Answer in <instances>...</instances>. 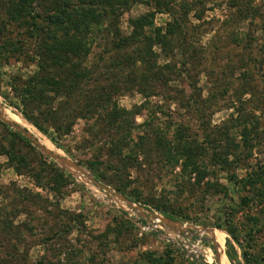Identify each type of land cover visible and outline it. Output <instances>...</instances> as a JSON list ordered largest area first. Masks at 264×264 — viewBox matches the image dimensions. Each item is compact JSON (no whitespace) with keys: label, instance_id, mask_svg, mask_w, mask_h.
Here are the masks:
<instances>
[{"label":"rangeland","instance_id":"rangeland-1","mask_svg":"<svg viewBox=\"0 0 264 264\" xmlns=\"http://www.w3.org/2000/svg\"><path fill=\"white\" fill-rule=\"evenodd\" d=\"M147 1L151 0H138L121 15L123 33L132 30L131 18L155 8ZM168 1L170 9L155 14L157 26H164L171 19V11L179 10L184 0ZM187 1L194 8L183 24V43L175 39L168 56L159 44L152 47L162 71L167 63H176L179 69L183 59L188 58L187 70L182 68L179 76L171 74L168 85L144 86L135 82L138 79L129 81L131 71L113 68L114 51L106 52L103 39L106 31L92 33L82 69L91 68L101 78V85L113 81L111 99L120 108L136 111L131 117L132 126L129 132L108 129L102 125L100 108L94 116L76 118L68 133L57 136L56 144L18 106L13 87H22L38 68L31 58L36 39L11 20L12 0H0V24L5 27L0 30V39L7 47L0 57V109L39 143L81 162V168L100 184L89 182L81 173H72L44 153L34 139L0 118L31 142L19 141L16 148L33 168L29 172L22 166L18 171L9 164L8 155L0 154V264H152L148 253L162 257L160 264H217V249L221 264H233L229 250L234 264H245L239 243L226 229L209 224L223 211L233 217L240 241L247 246L251 243L249 234L254 233L257 246L253 244L249 250L264 255V194L258 195L249 184L244 188L241 182L253 166L264 162V0H204L203 5L193 3L197 0ZM14 45H24V51L16 50ZM134 68L142 69L143 64L138 62ZM192 93L200 100L204 114L191 108ZM61 97L51 104L57 107ZM159 107L160 112L152 117ZM95 123L97 130L93 129ZM181 125L186 128L180 140L176 135ZM205 125L215 136V146L205 147V153H200L197 145L204 143ZM47 128L54 133L53 126ZM245 132L249 139L255 138L249 145L244 143ZM10 137L9 131L0 127V145L8 146ZM120 137L124 138L121 154L111 149ZM188 152L196 157L189 161L197 168L191 164L184 168ZM90 160L101 163L108 182L87 168ZM52 161L71 177L62 182L54 178V169L47 167ZM44 166L49 169L43 170ZM117 186H126L138 201L117 190ZM257 187L264 191L259 182ZM119 193L175 223H164L166 231L141 230L146 218ZM145 202L165 205L169 212L164 214ZM251 217H258L260 225ZM187 232L202 238L211 248L207 263L191 261L180 251V238ZM176 233L182 236L178 239ZM212 237L216 249L209 239ZM228 240L234 250L227 245Z\"/></svg>","mask_w":264,"mask_h":264},{"label":"trees","instance_id":"trees-1","mask_svg":"<svg viewBox=\"0 0 264 264\" xmlns=\"http://www.w3.org/2000/svg\"><path fill=\"white\" fill-rule=\"evenodd\" d=\"M137 1L12 0L9 16L12 21L25 27L28 36L36 39L35 53L31 58L36 61L38 66L36 71L23 83L22 87L14 85V94L19 99L20 105L18 106H21L24 116L42 132L49 134L50 139L56 144H58L59 136L71 130L76 118L94 116L99 112L100 108L103 109V111L98 113L102 120V125L108 127V129L114 127L129 132L132 126L131 117L136 111L120 108L111 99L112 88H115L113 81L108 79L109 82L106 85H101V78L97 77L91 68L84 67L82 69L83 58L90 51L89 40L95 30L102 32L103 29L106 31V37L103 39L106 44V52L110 50L114 51V54L111 55L113 68L114 70L118 68L131 71L128 74L129 81L138 79L135 82H141L139 84L144 86L148 83L168 85L172 78L171 74L174 75L175 73V75L179 76L181 75L182 68L184 70L188 66V58L186 57L183 59L182 67H179V69L176 68V63H167L164 66L166 70H160L161 67H159L156 60L157 54L153 51L152 47L154 44H159L161 51L168 56L169 52L173 51L175 47V39L183 43L182 37L186 35L183 24H186L188 14L193 10L194 4L184 0L179 10L174 9L171 11V19L164 26H157L155 25V14L156 12L169 10V1H147L148 4H154L155 8L135 18H131L129 22L132 30L129 34H125L119 26L120 17ZM193 3L203 5L205 1L197 0L193 1ZM4 29V24L1 23L0 30ZM8 42L14 44L12 41L8 40ZM13 47L16 50L24 51V45L20 47L21 49L15 45ZM6 49V45H3L0 39V57ZM101 58L103 57L101 56ZM138 62L143 64L142 69L134 68ZM91 81L97 84L94 85L93 83L92 86ZM82 83L85 85H82ZM105 91L109 93H104ZM145 94L148 95L147 91ZM59 96L63 97H61L58 106L54 107L51 103ZM190 101L192 103L191 108L193 107L197 113L202 112L204 114V110L200 106V100L196 97L195 93H192ZM159 108V110H154L152 117L157 112H160L162 107ZM36 111L40 113L37 115ZM54 113H57V115ZM50 125L54 127L53 134L47 128ZM0 127L7 129L11 135L8 146L0 145V154L8 155L9 164L15 165L18 171L23 166L28 168L29 172H32L33 168L28 163L26 156L19 153L16 148V143L19 141H24L30 145L31 142L24 135L10 128L1 119ZM185 128V126L181 125L177 130L178 135L176 136L180 140L183 139L181 134ZM93 129L97 130L96 123ZM203 130L205 131L203 141L204 143L206 142L207 146H204V143H197V146L201 149L200 153H205V147L215 146V136L211 132H208L206 125ZM244 134L247 137L244 141L245 145H249V143L251 144L255 140L253 137L249 139L248 133L245 132ZM122 143H124L123 137H120V140L114 141L111 148L113 152L117 150L121 154ZM187 155L188 158L185 159V164H183L184 168L194 165V163L189 161V158L191 160L196 158L190 152ZM54 163L52 161V165H47V167L54 169V178L58 177L57 179L62 182L67 177H71L70 174L66 175L64 170L61 167L55 166ZM79 164L82 165L81 162ZM194 166L195 168L198 167L196 164ZM87 168L98 178L107 181L106 171L101 168L100 162L90 160L87 162ZM47 169L49 168L43 167V170ZM33 176L37 178L36 175ZM201 179L202 177L199 176L198 181ZM241 182L244 188L249 184L253 187L250 189L255 193L263 195L264 191H260L257 184L259 182L262 185V189H264V162L259 163L257 167L253 166V169L242 178ZM125 187L117 186L115 188L124 194H128L129 198L138 201V198L134 197L133 193L127 191ZM152 200L150 201L154 202V199ZM247 201L248 197L245 199V202ZM145 205L155 208L164 214H168L169 212L168 207L165 205H156V203L150 202H145ZM172 212L175 213V211ZM219 215L214 222L211 221L209 224L226 229L233 239L239 243L245 264H260V262L263 264V253L255 255L249 250V247L253 244V247L257 246L254 233L249 234L251 243L247 244V248L246 244L244 245L239 239L238 227L235 225L230 213L223 211ZM250 219L256 225H260L258 217H251ZM128 223L135 226L131 220H128ZM91 236L93 237L94 235ZM227 245L234 250V245L230 240L227 241ZM231 252L229 250L227 253L234 264ZM147 258L152 264H160L163 259L149 253L147 254ZM2 259L3 255L0 253V263ZM164 263H167V261H164ZM25 264L28 263L26 262Z\"/></svg>","mask_w":264,"mask_h":264},{"label":"water","instance_id":"water-1","mask_svg":"<svg viewBox=\"0 0 264 264\" xmlns=\"http://www.w3.org/2000/svg\"><path fill=\"white\" fill-rule=\"evenodd\" d=\"M0 118L5 122V123H8V124H11L12 126H15L17 127V129L19 131H21L24 135L32 138L33 136L31 135L30 132L26 131L25 129H23L20 125H17L13 122V120H11L10 118H8L5 113H4V110L3 109H0ZM34 143L44 152L46 153L47 155H49L50 157H53L54 159H56L60 164H62L63 166H65L68 170H70L72 173L74 174H77V175H84L89 182L91 183H94V184H98L100 185L94 178H92L90 175H88L83 168H81V166L71 160L70 158L66 157L64 154L62 153H57L56 151L52 150L51 148H49L47 145L45 144H42V143H39L37 140L34 139ZM70 167H69V165ZM74 167V168H72ZM81 173V174H79ZM104 188H106L107 190L109 191H112L113 189L111 188H107L105 186H102ZM119 196L126 200L127 201V204H129L133 209L137 210L139 213H141L142 216H146V214H153V211L149 208H144L140 205H136L135 203H133L132 201H129L125 198V196H123L122 194L119 193ZM163 216V215H162ZM163 219L165 221V223H167L168 225H171L173 223H175V221H172L171 219L163 216ZM213 243H214V246H215V249L217 248V245L215 243V239L212 237V238H209ZM216 261H217V264H221V254L219 252H216Z\"/></svg>","mask_w":264,"mask_h":264},{"label":"built area","instance_id":"built-area-1","mask_svg":"<svg viewBox=\"0 0 264 264\" xmlns=\"http://www.w3.org/2000/svg\"><path fill=\"white\" fill-rule=\"evenodd\" d=\"M153 211V210H152ZM163 214L158 213L157 211H153V214H146V216H143L146 218L145 225H141V230H155V231H166L164 228V219ZM148 216V217H147ZM184 234L183 238H180ZM176 233V237L180 238V248L181 252L191 261H205L208 262V254L211 250L210 247H206L204 243L202 242V238H194V236H189L187 233ZM207 264H210L209 262Z\"/></svg>","mask_w":264,"mask_h":264},{"label":"bare ground","instance_id":"bare-ground-1","mask_svg":"<svg viewBox=\"0 0 264 264\" xmlns=\"http://www.w3.org/2000/svg\"><path fill=\"white\" fill-rule=\"evenodd\" d=\"M47 145V144H46ZM48 146V145H47ZM50 148V147H49ZM56 151V150H55ZM57 153H59V151L57 150ZM217 252H219V250L217 249ZM210 256H211V254H210Z\"/></svg>","mask_w":264,"mask_h":264}]
</instances>
